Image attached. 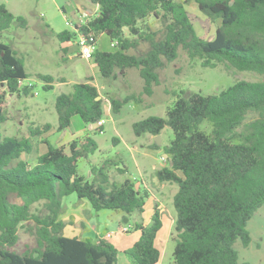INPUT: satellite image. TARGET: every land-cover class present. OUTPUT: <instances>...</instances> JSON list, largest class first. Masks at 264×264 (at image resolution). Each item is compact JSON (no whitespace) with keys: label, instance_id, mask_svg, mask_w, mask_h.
<instances>
[{"label":"trees","instance_id":"1","mask_svg":"<svg viewBox=\"0 0 264 264\" xmlns=\"http://www.w3.org/2000/svg\"><path fill=\"white\" fill-rule=\"evenodd\" d=\"M88 1L98 7L97 15L56 37L65 43L91 33L96 40L106 36L117 42L113 50L94 52L99 75L116 79L134 68L143 87L138 95L107 97L114 114L129 101L151 96L153 86L159 85L158 71L180 50L205 68L224 65L262 77L236 81L219 94L178 96L165 118L150 116L132 124L137 137L159 136L165 127L173 134L163 149L168 165L155 172L158 183L178 187L172 198L173 264H238L234 244H250L247 223L264 204V0H192L210 22H220L212 40L196 34L186 10L189 0ZM149 17L161 25L159 38L143 29ZM13 25L27 28L22 16L0 3V86L10 95H27L30 87L21 85L28 77L24 62L2 41ZM141 41L148 44L147 51L130 54ZM38 78L45 82L44 89L52 88L51 76ZM91 81L75 83L70 93L56 97L57 131L68 129L77 116L102 132L95 124L104 114L103 98L95 100L101 95ZM2 99L0 130L6 120ZM202 124L209 127L208 133ZM50 129L49 124H31L27 136L0 134V264H117L118 251L110 242L64 235L66 223L60 216L63 199L71 194L85 199L95 212L112 210L134 217L132 229L140 237L123 254L129 264H157L160 252L154 241L162 222L156 208L150 223L142 222L148 192L136 188L130 178L111 179L105 170L112 164L108 160L102 167L91 166V180L78 175V158L94 153L96 143L82 137L54 147L42 137ZM41 144L44 153L38 152ZM20 229L33 238L34 246L18 252Z\"/></svg>","mask_w":264,"mask_h":264},{"label":"rangeland","instance_id":"2","mask_svg":"<svg viewBox=\"0 0 264 264\" xmlns=\"http://www.w3.org/2000/svg\"><path fill=\"white\" fill-rule=\"evenodd\" d=\"M56 1L59 3L58 6ZM0 3L5 5L12 14L22 16L27 22L25 29L13 25L3 34L2 41L10 44L22 58L28 77L21 85L30 87L27 95L17 96L10 95L3 86H0V97H3L1 108L6 118L0 134L2 137L11 135L23 137L27 136V128L31 124L35 126L49 124L51 129L42 137L54 147L67 146L74 138H91L96 143L97 149L86 157L78 158L76 162L77 174L88 180L92 179L91 166L102 167L107 160L116 166L110 164L105 169L106 173L118 182H122L125 178L140 181L138 168L142 169V166L145 167L146 176H153L151 170L153 165L161 168L166 164L160 160V157L164 156L163 149L173 138L172 131L169 127H165L159 134L161 145L157 148H149L147 144L149 135L135 136L132 130L133 123L150 116L165 118L167 110L173 106L178 96L186 97L192 93L219 94L239 80H262V77L254 72L238 71L224 65H218L215 68L202 67L199 60H190L180 50L174 61L166 63L158 71L159 85L153 86L151 96L142 95L138 102L129 101L122 105L117 114H114L107 102V97L123 99L128 95L141 94L143 81L138 70L129 68L126 70L125 77L118 76L116 79L106 80L99 75L93 60L86 61L81 58L77 46L78 39L68 45L67 51H63V44L58 41L55 33L70 30L71 27L67 26L66 22L73 25L77 17L71 5L65 4L62 0H0ZM186 10L196 34L204 40H212L220 22L218 20L210 22L192 0L187 2ZM143 29L150 33H157V38L161 36L159 33L161 25L152 17L146 20ZM110 43L106 36L98 38V48L101 50H113ZM147 49L148 44L141 41L136 50L129 52L141 55ZM38 75L51 76L52 88L44 89L46 84L38 78ZM87 78L92 79L91 82L97 86L100 95L104 97L102 132L95 131L93 127L90 129V125H85L77 116L72 118L68 129L57 131L56 97L70 93L73 84L83 82ZM200 127L207 133L210 131L207 124H202ZM32 141L37 140L33 138ZM151 143H155V137L152 138ZM42 150L43 146L40 145L38 151ZM118 169L125 170V173L119 172ZM169 184L171 185H167L163 191L164 199L170 213L175 217L172 198L178 187L174 183ZM157 196L159 197L158 194ZM78 200L87 202L85 199H78L74 194L63 199V204L67 206L63 216L68 230L72 228L70 226L80 224L75 222L74 217L69 216V212L66 211L72 201ZM149 208L148 203L141 216L142 222H149L151 210ZM84 222L90 232L93 226L97 232L104 235L111 233L110 242L113 243L116 238L124 236V233L118 232L119 227L130 230L132 219L125 218L118 211L95 212L90 208L89 212L86 211V221L82 223ZM246 229L251 238L250 244L243 247L239 240L234 244L238 254V264H264V204L253 214ZM18 234L19 244L16 247L18 252L34 246L33 238L25 230L20 229ZM89 239H93L92 234ZM159 245L162 256L160 264H173L172 236ZM118 261L123 262L122 256Z\"/></svg>","mask_w":264,"mask_h":264},{"label":"crops","instance_id":"3","mask_svg":"<svg viewBox=\"0 0 264 264\" xmlns=\"http://www.w3.org/2000/svg\"><path fill=\"white\" fill-rule=\"evenodd\" d=\"M65 4H70L72 9H74L76 11V17L77 20L76 22L72 25L71 23H69V27H71L70 30H72L75 26L84 24L85 22H87L88 20L92 19L93 17H95L98 13V7L96 5L91 4L88 0H62ZM56 4L58 6L59 3ZM60 6V5H59ZM61 10L64 12V9L61 8ZM68 26V25H67ZM57 34V33H55ZM101 37V36H100ZM99 37V38H100ZM70 42H65V43H61L63 44V49L67 51L68 45L71 43ZM98 44V42H97ZM101 50V49H100ZM97 69V68H96ZM98 71V69H97ZM92 83V82H91ZM93 85H95L94 83H92ZM96 86V85H95ZM97 87V86H96ZM101 98L104 99L103 96H100ZM108 102V101H107ZM104 105V102H103ZM91 129V126L89 127ZM149 135V134H148ZM149 141H148V146L149 148H152V138L156 137V136H151L149 135ZM42 145V144H41ZM161 145V143H160ZM43 146V150L42 151H38L39 153H44L45 152V146ZM40 147V145H39ZM39 149V148H38ZM165 158L166 156H161V158ZM162 161V160H161ZM163 162V161H162ZM165 166L168 165V162H165ZM164 165L161 167H165ZM160 168H157L156 166H152V175L154 176H146L145 173V167L142 166V169L138 168V172L140 175V181H136V188L139 189H145L149 196L145 201V206L146 204L149 203V206L151 209L149 214H150V219L151 216L153 214L154 208H156L160 214V218H161V222H162V227L160 228V230L157 232L156 234V238L154 241V245L155 247L159 250L160 252V258L157 264H160L161 262V251L159 249L160 247V243H165L167 240H169L172 236V232H173V224H174V215H172L169 211V208L166 206L165 204V195H164V190L167 187V185H171L169 183H158L156 178H155V172L157 170H159ZM132 179V178H131ZM157 194L159 195V197L157 196ZM174 196V195H173ZM153 199V200H152ZM65 207H67L66 205H64ZM71 206V207H70ZM68 206V211L69 212V216L74 217V221L75 222H79V226L76 225H72L70 227V230H68V226L66 225L63 233L66 237H77L79 239L85 240V239H89L90 234H92L93 239L90 240H96L97 238L100 239H104L108 242H110V239H112V234L111 233H106V234H111V237L109 239H106L105 236L106 234H102L97 232L96 228L92 226L91 232L87 229V226L84 222V224L82 223L84 220L86 221V211L89 212L91 206L89 205L88 202H84L83 200H78L77 202L72 201L71 205ZM92 210V209H91ZM60 218L65 222L64 216L63 214L60 216ZM132 219V224L130 226V230H127L126 232H122V229L124 228H120L118 232H122L124 233V236L118 237L116 238L113 243L110 242L112 245H114V247L117 249L118 251V259L120 256H122V263H120L119 261H117V264H129L128 260L126 259V257L124 256L123 252L130 248L140 237V232L139 231H135L134 229H132V226L134 224V217H131ZM129 222V221H127ZM150 223L149 222H145L143 221L144 225H148ZM75 227V228H74ZM93 230V231H92ZM130 231H132V233H130Z\"/></svg>","mask_w":264,"mask_h":264},{"label":"built area","instance_id":"4","mask_svg":"<svg viewBox=\"0 0 264 264\" xmlns=\"http://www.w3.org/2000/svg\"><path fill=\"white\" fill-rule=\"evenodd\" d=\"M66 25H70L68 22H66ZM98 40H96V38L90 33L87 34L85 37H80L77 40V46L79 48V54L81 56L82 59L86 60V61H90L93 59L94 56V52L98 49V44H97ZM117 42L113 41L110 43V46L112 48H114L116 46ZM104 122L103 120L98 121L95 124L96 128H101L103 127ZM161 160L163 162H166L165 158H161ZM127 229L124 228L122 229V232H126ZM111 237V234H106L105 238L109 239Z\"/></svg>","mask_w":264,"mask_h":264},{"label":"water","instance_id":"5","mask_svg":"<svg viewBox=\"0 0 264 264\" xmlns=\"http://www.w3.org/2000/svg\"><path fill=\"white\" fill-rule=\"evenodd\" d=\"M100 98H101V97L98 96V97L95 98V100H99ZM155 144H156L157 146L160 145V139H159V136H156V137H155Z\"/></svg>","mask_w":264,"mask_h":264}]
</instances>
